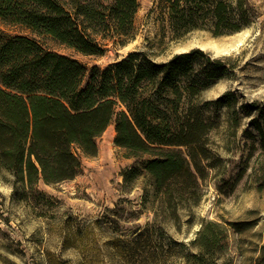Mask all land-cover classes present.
Here are the masks:
<instances>
[{"label": "rangeland", "instance_id": "rangeland-1", "mask_svg": "<svg viewBox=\"0 0 264 264\" xmlns=\"http://www.w3.org/2000/svg\"><path fill=\"white\" fill-rule=\"evenodd\" d=\"M137 2L124 46L109 41L96 55L57 51L87 69L133 52L159 63L202 51L179 95H166L167 109L202 123L195 149L180 148L196 186L182 198L157 193L142 169L150 157L115 147L110 125L96 140L97 155L80 156L71 181L30 188L0 169V264H255L264 243V0H246L247 23L220 36L207 20L174 32L165 0ZM0 28L35 37L22 26ZM134 166L140 175L125 183L120 173ZM236 223L247 228L237 231Z\"/></svg>", "mask_w": 264, "mask_h": 264}, {"label": "trees", "instance_id": "trees-1", "mask_svg": "<svg viewBox=\"0 0 264 264\" xmlns=\"http://www.w3.org/2000/svg\"><path fill=\"white\" fill-rule=\"evenodd\" d=\"M165 2L174 32L207 20L212 34L220 36L247 23L246 0ZM137 9V0H0V25L22 26L35 36L0 28V169L30 188L40 180L46 185L71 181L81 171L80 156L95 157L96 140L113 125L115 147L133 158L150 157L142 169L157 193L182 198L196 186L180 148L195 149L202 123L190 111L167 109L166 95H179L202 51L159 63L133 52L103 69H87L57 51L66 47L96 55L109 41L124 46L133 38ZM259 120L264 139V108ZM140 171L134 166L120 175L130 183ZM255 264H264V243Z\"/></svg>", "mask_w": 264, "mask_h": 264}, {"label": "crops", "instance_id": "crops-1", "mask_svg": "<svg viewBox=\"0 0 264 264\" xmlns=\"http://www.w3.org/2000/svg\"><path fill=\"white\" fill-rule=\"evenodd\" d=\"M112 126V125H111ZM112 128H113V126H112ZM114 131V130H113Z\"/></svg>", "mask_w": 264, "mask_h": 264}]
</instances>
